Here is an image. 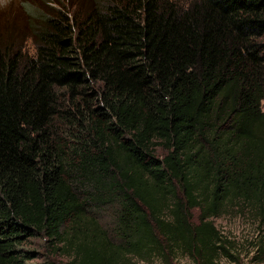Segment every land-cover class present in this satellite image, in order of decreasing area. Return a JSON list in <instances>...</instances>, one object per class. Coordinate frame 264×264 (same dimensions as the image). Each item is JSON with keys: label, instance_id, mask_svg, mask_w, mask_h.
Here are the masks:
<instances>
[{"label": "trees", "instance_id": "trees-1", "mask_svg": "<svg viewBox=\"0 0 264 264\" xmlns=\"http://www.w3.org/2000/svg\"><path fill=\"white\" fill-rule=\"evenodd\" d=\"M42 6L0 45V264H217L230 210L264 262V0Z\"/></svg>", "mask_w": 264, "mask_h": 264}, {"label": "rangeland", "instance_id": "rangeland-1", "mask_svg": "<svg viewBox=\"0 0 264 264\" xmlns=\"http://www.w3.org/2000/svg\"><path fill=\"white\" fill-rule=\"evenodd\" d=\"M44 0H0V45L6 44L8 48H15L19 44L28 52L31 51V38L26 23V13L22 5L31 4L42 8ZM50 2V0H45ZM62 5V12L69 15H82L92 5V0H55ZM184 2L186 0H177ZM48 7L56 9L48 3ZM214 225L231 243L230 252L236 259L218 258L217 264H264L251 259V239L257 233V224L250 213L230 210L212 218ZM60 258V257H58ZM62 259V258H61ZM172 264H191V261L181 254H176ZM134 264H161L157 259L150 262L135 260Z\"/></svg>", "mask_w": 264, "mask_h": 264}]
</instances>
